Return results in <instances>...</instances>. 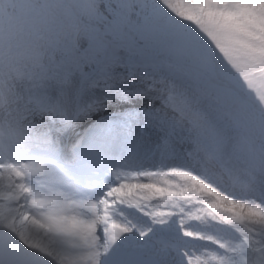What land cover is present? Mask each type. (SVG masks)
Returning a JSON list of instances; mask_svg holds the SVG:
<instances>
[{"label": "snow or ice", "instance_id": "1", "mask_svg": "<svg viewBox=\"0 0 264 264\" xmlns=\"http://www.w3.org/2000/svg\"><path fill=\"white\" fill-rule=\"evenodd\" d=\"M0 264H264V0H0Z\"/></svg>", "mask_w": 264, "mask_h": 264}]
</instances>
